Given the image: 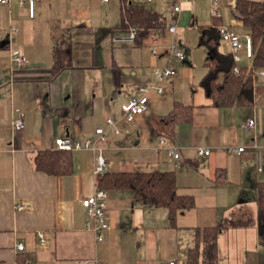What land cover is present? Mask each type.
Segmentation results:
<instances>
[{
	"label": "crops",
	"instance_id": "obj_1",
	"mask_svg": "<svg viewBox=\"0 0 264 264\" xmlns=\"http://www.w3.org/2000/svg\"><path fill=\"white\" fill-rule=\"evenodd\" d=\"M220 1L228 7L219 8L223 25L247 33L232 12L236 0ZM190 2L185 4L192 25L207 27L212 35V16L209 24L198 26ZM129 3L145 5L170 22L165 0ZM121 10V0H44L30 18L15 0L0 5V264H187L198 231L234 211L248 213L255 222L218 235L216 264H264L256 205V187L264 192L256 152L261 147L264 159V76L254 71L251 105H215L201 84L208 42L201 36L199 46L206 54L201 62L196 51L190 53L191 42L186 47L182 41V9L176 35L186 56L173 63L176 76L163 82V94H148L150 111L120 122L119 134L107 131L102 155L110 162L106 171H173L179 190L194 196V206L179 210L170 225L164 208L143 207L132 202L130 191L109 190V229L98 242L85 228L87 217L79 204L96 188L94 153L72 151L67 175L35 169L36 152L54 149L59 136L92 138L95 128L106 127L107 117L119 119L120 105L137 87L153 82V69L168 65L162 48L157 57L151 55L149 32L134 42H120L127 33L120 28ZM13 48L25 59L21 67L11 62ZM217 52L222 60L231 57L229 45L219 39ZM240 56L239 67H248L251 60ZM175 102L190 107V120L178 123L173 138H167L180 155L178 170L158 142ZM20 113L24 126L15 132L12 121ZM248 119L254 120L249 130L243 126ZM198 147L211 154L197 155ZM229 147L244 152L237 155ZM216 171L224 180H216ZM18 243L23 253L16 251Z\"/></svg>",
	"mask_w": 264,
	"mask_h": 264
},
{
	"label": "trees",
	"instance_id": "obj_2",
	"mask_svg": "<svg viewBox=\"0 0 264 264\" xmlns=\"http://www.w3.org/2000/svg\"><path fill=\"white\" fill-rule=\"evenodd\" d=\"M121 3L120 28L124 32H128L130 27H135L140 35L153 30H164L168 26L165 17L149 10L145 5L129 3V0H121ZM232 12L252 39L254 55L251 64L248 67L240 66L239 73L233 74L236 64L232 58L222 60L217 52L218 37L215 30L223 23L220 17H212V24L208 27L213 31L212 35L207 27H199L202 38L209 46V55L204 63L206 73L201 84L215 105L235 103L249 106L252 104L254 71L264 68V0H236ZM57 69L54 67L52 71ZM189 120L190 107L175 102L172 111L164 117L162 134L171 140L175 126ZM71 161V152L56 149L40 150L33 157L35 169L49 175L69 174ZM216 173L217 181L219 178L224 180L221 171ZM95 182L99 189L130 191L132 202L135 204L147 208H164L170 225H174L179 210L194 206V196L179 190L173 171H105L96 176ZM256 205L260 238L264 241V192L259 186L256 187ZM254 222L248 213L234 211L215 225L202 228L196 234L194 247L187 252V264H216L218 235L229 228L247 227Z\"/></svg>",
	"mask_w": 264,
	"mask_h": 264
},
{
	"label": "built area",
	"instance_id": "obj_3",
	"mask_svg": "<svg viewBox=\"0 0 264 264\" xmlns=\"http://www.w3.org/2000/svg\"><path fill=\"white\" fill-rule=\"evenodd\" d=\"M11 0H0V5L8 4ZM19 8H24L27 10V14L30 18L34 17L35 6L44 0H15ZM107 2L108 0H102ZM153 0H145L146 3H151ZM169 6L170 11V22L164 30H153L149 34L150 42V53L153 57L159 55L160 50H165L168 55V65L158 69L152 70V75L154 77L153 82L149 86L137 87L131 97L120 105V117L119 119H113L112 117H107L105 119L106 127L99 126L94 129L92 138H82L74 139L70 136L63 135L56 137L53 142L54 149L61 151H78V150H91L94 153V169L93 174L96 178L97 175L104 173L110 162L102 155L103 148L102 145L106 142L107 131H112L114 134H119L121 132L119 128L120 122L130 123L137 116L143 115L151 110L153 107L148 99V94L150 92H155L159 95L165 92V87L163 82L172 79L177 74V69L174 66V62L181 63L185 59V52L178 43L176 29L177 22L176 17L181 12V5L184 2L190 0H165ZM219 1L220 0H210V10L212 17H220L219 11ZM12 31L14 28L11 29ZM217 37L222 43H226L230 47V53L232 61L236 64L233 68V74L239 73V66L237 65L241 59V54L244 53L245 57L249 60L253 58V44L252 39L247 33H239L232 27L221 25L216 29ZM138 30L135 27H130L128 32L124 37L120 39V42H134L137 39ZM165 37L168 38L169 43L163 47L160 42ZM10 59L12 64L17 67H21L25 64V59L21 55L18 49L13 48L10 50ZM257 76H264V68L256 70ZM167 116V115H166ZM24 123L22 119V113L18 114L12 121V127L15 132H19L23 129ZM244 128L249 130L254 126V120L248 119L244 123ZM159 148H161L166 157L173 159L174 168L176 170L181 168L180 155L174 146L168 144V139L164 135L159 137ZM227 151L240 155L244 152L243 147L238 148H227ZM256 152L258 155V167L257 170L264 171V159L262 157L261 147H256ZM196 153L199 156L207 157L211 154V151L205 147H198ZM107 190L95 188L93 194L88 197L80 199L79 204L83 208L85 215L87 217L85 228L91 230L95 234L96 241L100 242L103 240V232L109 229L108 224V208H107ZM19 210L22 206L17 207ZM40 244H45L43 235L39 233ZM16 251L19 253L24 252V245L18 243L16 246ZM22 264H31L29 261L25 260ZM165 264H175L173 261L167 262Z\"/></svg>",
	"mask_w": 264,
	"mask_h": 264
},
{
	"label": "rangeland",
	"instance_id": "obj_4",
	"mask_svg": "<svg viewBox=\"0 0 264 264\" xmlns=\"http://www.w3.org/2000/svg\"><path fill=\"white\" fill-rule=\"evenodd\" d=\"M185 3H187V2H184L181 5V9L183 12L181 14V19L179 22V25L181 24V26H183V33L181 34L182 41L186 47H188L190 42H191V45H193V49L189 48L190 53H193L194 51H196L195 52V58L196 59L201 58V62H202V56L205 57L206 54L203 55V52H202L203 48L199 46V40L201 38L199 28L197 26L192 25V21L190 19V13H189L190 5L185 4ZM190 3H192V5H191L192 10L191 11L196 16V20H197L196 23L198 24V26H202L203 24H207V23L209 24V22L211 20V16H212L211 10H210V0H191ZM226 4H227L226 1H219V6H221V7L223 6L224 10H226L228 8V7H225ZM223 14L224 13H222L223 19H225V16ZM228 17L231 18L230 15ZM177 26H178V22H177ZM168 43H169V40L166 41V44H168ZM198 68H201V66ZM247 210L250 213V211L252 209L251 210L247 209Z\"/></svg>",
	"mask_w": 264,
	"mask_h": 264
},
{
	"label": "water",
	"instance_id": "obj_5",
	"mask_svg": "<svg viewBox=\"0 0 264 264\" xmlns=\"http://www.w3.org/2000/svg\"><path fill=\"white\" fill-rule=\"evenodd\" d=\"M178 43H179L180 46H182V45L180 44V41H178Z\"/></svg>",
	"mask_w": 264,
	"mask_h": 264
}]
</instances>
